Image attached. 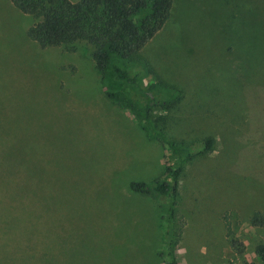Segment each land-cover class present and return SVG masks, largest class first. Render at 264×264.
I'll use <instances>...</instances> for the list:
<instances>
[{
    "label": "rangeland",
    "instance_id": "rangeland-1",
    "mask_svg": "<svg viewBox=\"0 0 264 264\" xmlns=\"http://www.w3.org/2000/svg\"><path fill=\"white\" fill-rule=\"evenodd\" d=\"M258 1L173 0L137 53L158 98L181 92L152 109L156 126L192 151L212 140L178 177V264H264V225H250L253 213L264 214ZM31 24L0 0V264H52L47 253L54 264H163V199L128 184L161 179L172 158L106 92L145 98L109 69L96 70L82 44L40 47L27 37Z\"/></svg>",
    "mask_w": 264,
    "mask_h": 264
},
{
    "label": "trees",
    "instance_id": "trees-1",
    "mask_svg": "<svg viewBox=\"0 0 264 264\" xmlns=\"http://www.w3.org/2000/svg\"><path fill=\"white\" fill-rule=\"evenodd\" d=\"M8 1L20 13L31 17L32 24L26 30L30 40L40 47H61L67 51H73L76 45H84L90 49L89 57L96 70L109 69L115 81L129 84L145 98V102L139 103L124 91L106 92V96L128 110L135 121L167 149L172 158L161 179L149 183L131 181L128 190L163 199L159 210L164 239L156 255L163 264H178V232L175 227L178 177L188 162L211 150L212 140L204 139L201 146L192 151L186 144L169 138L156 126L151 117L152 109L172 105L180 98L181 92L168 89L158 98L153 92L156 82L148 63L137 58V53L159 32L170 16L173 0ZM256 4H260V0ZM142 77L147 79L145 87L140 83ZM250 225L263 226L264 214L253 213ZM229 244L241 253V244L236 239L229 236ZM257 253L264 261V245L258 246ZM47 255L54 264L53 257ZM117 256L110 255L113 258Z\"/></svg>",
    "mask_w": 264,
    "mask_h": 264
}]
</instances>
